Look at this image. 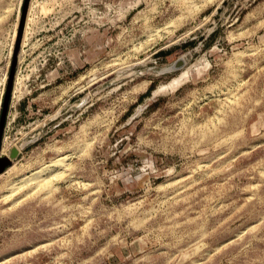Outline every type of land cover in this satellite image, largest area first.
Segmentation results:
<instances>
[{"label":"rangeland","instance_id":"rangeland-1","mask_svg":"<svg viewBox=\"0 0 264 264\" xmlns=\"http://www.w3.org/2000/svg\"><path fill=\"white\" fill-rule=\"evenodd\" d=\"M23 3L0 0V115ZM26 17L0 264H264V0H29Z\"/></svg>","mask_w":264,"mask_h":264},{"label":"water","instance_id":"water-1","mask_svg":"<svg viewBox=\"0 0 264 264\" xmlns=\"http://www.w3.org/2000/svg\"><path fill=\"white\" fill-rule=\"evenodd\" d=\"M28 4H29V0H24L20 19H19L17 37H16L14 49H13V60L11 63L10 73L7 79V85H6V90H5V95H4L3 105H2V112L0 115V147H1L2 133H3L4 124H5L6 111H7V107H8V103L10 99L11 90L13 87L14 72H15V66L17 62V54L19 51V47L21 45V36L23 33L24 24H25ZM179 65H180L179 62H176L173 67L177 68L179 67ZM17 153H18L17 150L10 151L8 155L11 158H9L8 156H1V151H0V174L3 173L10 166L13 158L17 156Z\"/></svg>","mask_w":264,"mask_h":264},{"label":"bare ground","instance_id":"bare-ground-1","mask_svg":"<svg viewBox=\"0 0 264 264\" xmlns=\"http://www.w3.org/2000/svg\"><path fill=\"white\" fill-rule=\"evenodd\" d=\"M27 18V17H26ZM26 21V20H25ZM16 25V24H15ZM17 26V25H16ZM16 28V27H15ZM15 36V35H14ZM179 81V79L177 78V79H175L174 78V80L172 81V82H170L168 85H164V86H162L161 87V89H159V90H162V89H165V88H168V87H173L174 86V84L176 83V82H178ZM169 90V89H168ZM17 141V140H16ZM9 158H11V157H9ZM62 159H58V160H56V161H53L50 165H48V166H51V165H57L58 164V162L59 161H61ZM48 166H46V167H44L40 172H42L43 170H46V169H48ZM39 171H37V172H33L31 175H30V178H28V179H26L27 180V182L26 183H28V181H30L31 179L32 180H38L39 179ZM34 177V178H33ZM47 179V178H46ZM40 180V179H39ZM43 181H46L45 179H43ZM23 182H25V181H22V183ZM42 183V182H41ZM23 184H25V183H23ZM26 185V184H25ZM37 185V184H36ZM38 185H40V183L38 182Z\"/></svg>","mask_w":264,"mask_h":264},{"label":"trees","instance_id":"trees-1","mask_svg":"<svg viewBox=\"0 0 264 264\" xmlns=\"http://www.w3.org/2000/svg\"><path fill=\"white\" fill-rule=\"evenodd\" d=\"M192 44V43H191ZM163 53H165V52H161L160 54H163Z\"/></svg>","mask_w":264,"mask_h":264}]
</instances>
